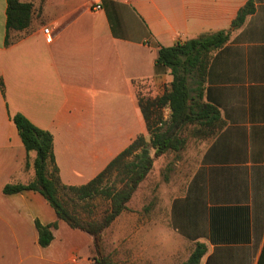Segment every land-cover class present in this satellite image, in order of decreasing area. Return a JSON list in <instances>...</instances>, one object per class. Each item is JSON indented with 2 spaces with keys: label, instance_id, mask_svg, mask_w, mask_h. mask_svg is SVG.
<instances>
[{
  "label": "crops",
  "instance_id": "crops-1",
  "mask_svg": "<svg viewBox=\"0 0 264 264\" xmlns=\"http://www.w3.org/2000/svg\"><path fill=\"white\" fill-rule=\"evenodd\" d=\"M21 1L32 17L17 30L7 29L0 0V264L98 257L94 237L59 219L40 192L4 193L35 179L36 152L27 153L13 116L50 131L61 181L84 185L147 138L139 95L160 96L173 80L156 64L160 46L221 30L229 38L211 54L202 90L221 128L159 203L135 206L139 184L103 233L106 264H185L199 244V264H264V0H253L239 28L232 22L249 0ZM36 220L58 223L46 247Z\"/></svg>",
  "mask_w": 264,
  "mask_h": 264
},
{
  "label": "trees",
  "instance_id": "trees-1",
  "mask_svg": "<svg viewBox=\"0 0 264 264\" xmlns=\"http://www.w3.org/2000/svg\"><path fill=\"white\" fill-rule=\"evenodd\" d=\"M255 10L253 0H249L238 12L231 28H239L248 15ZM32 4L21 0H8L7 29L21 30L31 22ZM230 30H221L203 34L197 38L176 42L171 46H160L157 65L170 69L173 80L165 92L156 97L139 95V104L146 120L150 141L139 135L94 179L80 186L66 185L61 181L59 167L54 153L53 134L35 126L23 114L13 116L23 144L29 154L36 152L34 160L35 179L28 184H8L4 187L5 194L19 193L25 190L40 192L54 208L59 219L66 221L71 227L81 229L94 237L97 251L96 264H106L103 244V233L116 217L128 208L139 184L146 178L153 167L154 156L158 157L169 150H178L184 146L181 131L190 123L199 122L210 128L215 134L221 128L219 110L203 101V84L211 54L222 47L228 40ZM195 72L197 76L195 90L189 87L186 73ZM4 90L3 83L1 82ZM170 110L169 121H164V111ZM161 125L159 126V124ZM165 124L163 129L161 126ZM155 149L151 155L150 149ZM133 155V160L129 156ZM26 166H29L27 159ZM116 172L120 186L111 187L108 183ZM62 193L71 194L78 200H88L98 195H105L111 200L109 209L98 219H88L72 213ZM39 244L48 246L53 240V229L58 223L47 225L36 220ZM204 253L201 244L185 264H199Z\"/></svg>",
  "mask_w": 264,
  "mask_h": 264
},
{
  "label": "rangeland",
  "instance_id": "rangeland-1",
  "mask_svg": "<svg viewBox=\"0 0 264 264\" xmlns=\"http://www.w3.org/2000/svg\"><path fill=\"white\" fill-rule=\"evenodd\" d=\"M186 77L189 87L195 90L197 76L194 70L191 73H186ZM196 93L197 91L195 90L191 94L196 95ZM169 119L170 110L166 109L164 111V121H169ZM161 127L164 129L165 124ZM209 131L210 128L204 124L199 122L190 123L180 133V136L185 141L183 147L178 150H169L158 157L154 156L153 167L143 180L141 184L142 190L133 200V204L135 206L142 202L149 203L151 206L154 203L157 204L159 203V194H161L160 200H163L166 194L172 190L173 186L175 187V185L178 186L184 183L194 168L206 142L214 136ZM147 139L150 141L149 134ZM150 152L153 156L155 149L151 148ZM133 159V155L129 156L130 161ZM116 174L114 172V176L108 183L111 187L121 185L117 181L118 179H116ZM62 195L65 204L72 213L88 219L101 218L111 204V200L105 195H98L88 200H78L67 193H62Z\"/></svg>",
  "mask_w": 264,
  "mask_h": 264
},
{
  "label": "built area",
  "instance_id": "built-area-1",
  "mask_svg": "<svg viewBox=\"0 0 264 264\" xmlns=\"http://www.w3.org/2000/svg\"><path fill=\"white\" fill-rule=\"evenodd\" d=\"M94 8L95 9H100L101 8V5L100 4H96V5H94ZM44 32L46 34L47 40L52 41L53 35L51 34L50 29L49 28H45ZM178 41L179 42H182L183 40L182 39H179V40H177V42Z\"/></svg>",
  "mask_w": 264,
  "mask_h": 264
}]
</instances>
